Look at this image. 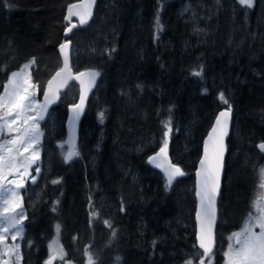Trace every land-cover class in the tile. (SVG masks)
Returning <instances> with one entry per match:
<instances>
[{
	"label": "trees",
	"instance_id": "16d2710c",
	"mask_svg": "<svg viewBox=\"0 0 264 264\" xmlns=\"http://www.w3.org/2000/svg\"><path fill=\"white\" fill-rule=\"evenodd\" d=\"M76 1L0 0V85L35 58L41 99L62 66L66 12ZM71 40L75 69L101 74L81 123L79 156L65 160L77 83L43 125L41 171L22 191L28 212L22 264H45L56 224L75 264H87L89 245L99 264H198L196 169L218 112L230 106L214 251L222 263L229 236L252 209L256 170L264 162L258 150L264 141V0L251 8L238 0H98L91 22L78 24ZM201 68V76L193 74ZM165 138L186 173L170 188L149 162Z\"/></svg>",
	"mask_w": 264,
	"mask_h": 264
},
{
	"label": "snow or ice",
	"instance_id": "6c2138e0",
	"mask_svg": "<svg viewBox=\"0 0 264 264\" xmlns=\"http://www.w3.org/2000/svg\"><path fill=\"white\" fill-rule=\"evenodd\" d=\"M238 2L248 8L254 6V0H238ZM94 3L95 0H83L82 5H68V19L70 20L75 15L80 17V25L87 24L91 18V6ZM80 7H85L86 11H73ZM157 26L162 28L158 17ZM74 27L76 25L72 24L66 31L71 32ZM70 44L71 41L66 40L60 45V53L63 57L62 66L51 79L46 81L43 102L36 98L39 85L32 81L31 69L36 63L35 58L24 64L18 71L12 72L6 83L0 85L2 88L0 91V264H9V259L4 258L6 255L12 258L13 264H18L21 258L20 244L16 241L24 239V221L28 219V216L23 207V198L20 196L19 190L24 188L27 179H31L33 183L36 180V176L32 175L30 170L32 165L37 164L40 159V142L43 137L40 121L45 119L49 106L59 99L61 89L74 79L81 85L79 103L71 106L70 123L74 128L83 113L87 92L95 85L96 78L101 74L98 70L88 69L73 75L70 63ZM202 72L201 68L200 71L193 74L201 76ZM62 74L66 75L60 79ZM85 77L88 78L87 87H85ZM219 98L228 104L223 93ZM230 114V106L219 114L224 120L222 122L218 117L217 127L212 128V133L216 134L218 149L214 158H209L207 147L205 148V158L200 161L201 168L197 173L199 177L197 195L201 199V211L197 213V218L201 222L199 247L203 249V252L199 254L201 258H199L198 264H204L202 257L206 256L211 259L214 246L212 228L215 223V200L220 186V169L224 152L223 138L227 135ZM100 116L103 119L104 114L100 113ZM170 125L171 120L169 119L165 125L168 132H171ZM168 132L165 133V137ZM209 139H212V135L209 136ZM167 147L168 141L165 138L163 146L154 156L149 157V162L163 171L166 179L165 187L170 188L177 177L184 176L186 173L168 159ZM259 147L264 150V143ZM76 156H79V152L73 145V149L65 154V160L70 161ZM39 171V167H36V175L39 174ZM259 176L261 192L253 202L254 212H250L241 229L229 237L231 243L225 253L226 264H264V205L261 204V201H264V168L259 170ZM59 182V180L52 181V183ZM56 203L58 204L59 201ZM52 210L55 212L56 207L54 206ZM91 215L92 218L99 217V213L96 211H93ZM103 223L112 229L111 237L115 239L117 233L112 228V224L108 220H104ZM60 227L59 224L55 226L56 236L48 245L49 257L45 264H53V261L57 259L64 261L67 255L59 243ZM257 228L259 231H256ZM9 236L12 244L7 243ZM111 242L112 240H109V244ZM29 246H31V241H29ZM90 247L89 245L84 249L87 264H99V257L90 251ZM185 264H192V261L188 260Z\"/></svg>",
	"mask_w": 264,
	"mask_h": 264
},
{
	"label": "water",
	"instance_id": "95a60500",
	"mask_svg": "<svg viewBox=\"0 0 264 264\" xmlns=\"http://www.w3.org/2000/svg\"><path fill=\"white\" fill-rule=\"evenodd\" d=\"M83 3V0H78L76 2H73L71 4H77V5H82ZM70 4V5H71ZM97 5H98V0H95V3L91 6V18L88 20V23L89 24L91 22V20L93 19V16H94V13H95V10L97 8ZM73 11H81V12H84L86 11V8L85 7H80V8H77V9H73ZM66 22L69 24V26H71L72 24H75L76 27L77 25L79 24V19L80 17L78 16H75L73 15L71 17V19L69 20L68 19V9H67V12H66ZM87 24H84V25H87ZM68 26V27H69ZM67 27V28H68ZM76 27L72 28V31L71 32H68V31H65V41L66 40H70L71 41V44H70V63H71V69H72V73L73 75H75L76 73L78 72H83V71H86L88 69H93V68H86V69H82V70H76L74 65H73V41L71 40V37H72V34L74 32V30L76 29ZM64 41V42H65ZM63 42V43H64ZM59 51H60V46H59ZM61 54V53H60ZM61 57H62V54H61ZM62 60H63V57H62ZM58 71V70H57ZM55 74V73H54ZM53 74V75H54ZM52 75V76H53ZM66 74H62L61 78L62 79ZM51 79V78H50ZM85 80V87H87V81H88V78L85 77L84 78ZM98 81H99V77L96 78L95 80V85L91 88L90 91L87 92V95H86V99H85V103H84V108H83V113L81 114L79 120L76 122L74 128H73V125L70 123V118L72 116V105H70L69 107V113H68V118H67V122H66V131H67V137H66V144L68 145L69 147V151L73 149V145H75V150L78 151L77 147H78V143H79V138H80V128H81V123H82V120L85 116V113L87 111V107H88V103H89V100H90V97L92 95V93L95 91L96 87H97V84H98ZM77 83L80 87V93H81V85L79 83V81H76V80H70L68 82V85L66 87H64L63 89H61V92H60V97L59 99L51 104L48 108V114L45 116V119L40 121L42 124H44L48 117H49V114H50V111L52 109L53 106H57L60 101H61V98H62V95L64 92L67 91V89L69 88V86L72 84V83ZM80 93H79V98H78V101L76 103H79V100H80ZM43 95H42V99H41V102H43ZM74 103V104H76ZM228 108H222L216 118H215V121L212 125V127L210 128L206 138H205V141H204V145H203V154H202V157L200 158L199 160V163H198V166H197V169H196V196H197V212H196V221H197V240H198V245H199V237H200V230H201V222L200 220L197 218V213L201 211V199L200 197L197 195V192L199 191V177L197 176V173L200 171V168H201V165H200V161L203 160L205 158V148L207 147V153H208V156L209 158H214L215 154H216V151L218 149V141L216 139V134H213L212 133V128L213 127H217L216 125V120L217 118L219 117L221 119V121L223 122L224 118L223 117H220L219 114L221 112H224L226 111ZM232 124H233V110L231 109V114H230V117H229V120H228V127H227V135L224 136L223 138V144H224V152H223V159H222V167L220 169V186H219V191H218V195L216 196V200H215V223L213 225V228H212V231H213V235H214V246H213V249H212V252L215 250V247H216V231H217V224H218V218H219V198H220V195H221V191H222V187H223V178H224V172H225V167H226V158H227V155H228V140L231 136V132H232ZM212 135V139H209V136ZM264 143V141H261L259 144H258V149L264 153V150H262L259 145ZM159 152V151H158ZM156 154V153H155ZM155 154H153L152 156H154ZM151 156V157H152ZM167 157L168 159L171 161V163L173 164H176L173 159H172V156L170 154V152L167 150ZM162 159V157H161ZM178 165V164H176ZM33 166V165H32ZM155 166V165H154ZM182 170L183 168L178 165ZM156 167V166H155ZM184 171V170H183ZM185 172V171H184ZM203 250V249H202ZM54 263V261H53Z\"/></svg>",
	"mask_w": 264,
	"mask_h": 264
},
{
	"label": "rangeland",
	"instance_id": "374dc122",
	"mask_svg": "<svg viewBox=\"0 0 264 264\" xmlns=\"http://www.w3.org/2000/svg\"><path fill=\"white\" fill-rule=\"evenodd\" d=\"M255 1V0H254ZM28 63V62H27ZM26 64V63H25ZM18 71V70H17ZM31 74H32V69H31ZM32 81H33V83H36V84H38L35 80H34V78H33V75H32ZM39 85V84H38ZM39 101H41V99H40V85H39V89H38V94H37V97H36ZM226 99V98H225ZM228 100V99H227ZM40 128H41V130L43 131V137H44V134H45V132H44V128H43V124H41V122H40ZM43 137L41 138V142H42V140H43ZM41 142H40V159H39V161H38V163L36 164V165H34L33 166V168H34V170H33V172H32V175H35L36 176V180H37V178L39 177V174H40V171H41V167H42V155H43V148H42V145H41ZM65 145H66V143H65ZM168 149V148H167ZM69 151V148H68V146L66 145V149H65V154L67 153ZM36 167H39V169H40V171H39V174L38 175H36V173H35V168ZM261 168H264V162L259 166V167H257V170H256V174H255V181H254V187H253V191H252V199H251V207H253V202L257 199V197H258V195L260 194V192H261V189H260V187H259V185H260V176H259V170L261 169ZM9 179H11V177H9ZM35 180V181H36ZM28 182H32L31 181V179H27L26 180V182H25V184H27ZM19 192H20V196L23 198V195H22V189H20L19 190ZM22 203H23V207L26 209V206L24 205V198L22 199ZM263 203H264V201L262 202L261 201V204L263 205ZM26 211H27V209H26ZM252 211V210H251ZM28 213V212H27ZM247 219V218H246ZM25 232H26V227H25V221H24V235H25ZM232 235V234H231ZM230 235V236H231ZM55 236H56V233H55V235H54V237L52 238V240L55 238ZM229 236V237H230ZM51 240V241H52ZM7 243H9V244H12L13 242L11 241V239H10V237H9V239H8V241H7ZM16 243H19L20 244V249H19V251H20V254H21V258H20V260H19V262H18V264H21V261H22V240H17L16 241ZM59 243L63 246V249H64V252H66V250H65V248H64V245H63V243H62V240H61V236H60V233H59ZM229 243H231V241H229ZM227 252V251H226ZM49 257V256H48ZM5 259H9V264H13V260H12V258L10 257V256H8V255H6L5 257H4ZM48 259V258H47ZM69 262H70V264H75L72 260H69V259H67V257L65 256V258H64V261H60L59 259H57V260H55V263L54 264H69ZM226 262H227V257H225V260L221 263V262H219V259L217 260V257H216V255H214V254H212V256H211V259H205L204 260V264H226Z\"/></svg>",
	"mask_w": 264,
	"mask_h": 264
},
{
	"label": "bare ground",
	"instance_id": "6f19581e",
	"mask_svg": "<svg viewBox=\"0 0 264 264\" xmlns=\"http://www.w3.org/2000/svg\"><path fill=\"white\" fill-rule=\"evenodd\" d=\"M102 4H103V3H102ZM101 7H102V6H101ZM103 8H104V5H103ZM103 8H100V10L103 9ZM103 10H104V9H103ZM108 11H109V10H108ZM108 11H107V12H108ZM100 12H101V11H100ZM103 12H104V11H103ZM107 12H106V13H107ZM112 13H113V12H112ZM99 14H101V13H99ZM113 14H114V13H113ZM102 15H103V13H102ZM102 15H100V16H102ZM104 15H105V14H104ZM108 15H109V12H108ZM123 15H124V14H123ZM114 16H117V15L115 14ZM125 16H127V15H125ZM128 16H129V15H128ZM117 17L119 18V16H117ZM109 18H110V16H109ZM111 18H112V17H111ZM121 18H122V17H121ZM102 19H103V18H102ZM105 19H107V14H106V18H105ZM119 19H120V18H119ZM122 19H123V18H122ZM100 20H101V19H100ZM109 20H110V19H109ZM110 21H111V20H110ZM112 21H114V20H112ZM117 21H118V19H117ZM119 21H120V20H119ZM121 21H122V20H121ZM107 22H108V21H107ZM107 22H106V24H107ZM115 22H116V21H115ZM99 23H101V22L99 21ZM110 23H112V22H110ZM101 24H102V23H101ZM103 24H104V22H103ZM108 25H109V24H108ZM9 64H10V63H9ZM150 129L153 130V128H150ZM152 130H151V131H152ZM151 131H150V132H151ZM106 137H107V135H106ZM124 143H125V142H124ZM86 150H87V149H86ZM121 151H122V150H121ZM121 151H120V152H121ZM88 152H89V150H88ZM117 153L119 154V150L117 151ZM123 153H124V152H123ZM123 153H122V154H123ZM91 154H92V153H91ZM91 154H90V155H91ZM88 155H89V153H88ZM90 155H89V156H90ZM120 155H121V154H120ZM59 167H60V166H59ZM59 167H58V169H59Z\"/></svg>",
	"mask_w": 264,
	"mask_h": 264
},
{
	"label": "flooded vegetation",
	"instance_id": "af4514ba",
	"mask_svg": "<svg viewBox=\"0 0 264 264\" xmlns=\"http://www.w3.org/2000/svg\"><path fill=\"white\" fill-rule=\"evenodd\" d=\"M34 165H36V164H34ZM34 165H33V166H34ZM34 167H35V166H34ZM33 170H34V168L32 167V169L30 170L31 173L33 172ZM25 187H26V184H25L24 188H25ZM24 188H22V191H23ZM262 202H263V201H262ZM263 205H264V203H263ZM250 212H254V208H253V207H252V211H250ZM250 212H249V213H250ZM247 218H248V215H247ZM240 229H241V228L237 229L235 232L239 231ZM256 231H259V229L257 228ZM229 241H230V240H229ZM228 245H229V243H228ZM227 250H228V246H227ZM22 258H23V256H22ZM21 264H22V261H21Z\"/></svg>",
	"mask_w": 264,
	"mask_h": 264
}]
</instances>
